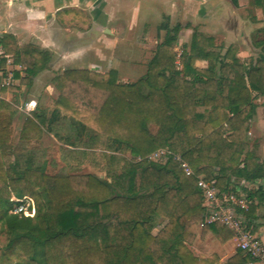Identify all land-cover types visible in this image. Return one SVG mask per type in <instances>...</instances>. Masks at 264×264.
<instances>
[{"label":"trees","instance_id":"obj_1","mask_svg":"<svg viewBox=\"0 0 264 264\" xmlns=\"http://www.w3.org/2000/svg\"><path fill=\"white\" fill-rule=\"evenodd\" d=\"M250 5L264 16V0ZM56 17L64 26L91 25L79 8ZM182 29L165 15L155 55L136 81H120L116 69H64L54 78L53 108L28 116L17 140L19 110L1 95L20 87L0 82V264L221 263L219 253L191 248L209 234L221 245L234 238L226 225L205 221L198 177L216 180L223 193L264 180V161L248 138L264 96V25L252 35L255 55L245 59L237 45H218L198 28L178 53ZM0 42L24 67L15 76L29 91L51 53L19 47L11 34ZM46 134L60 143L59 159L42 145ZM161 148L180 154L195 175H185L173 158L149 159ZM86 166L104 176L79 172ZM24 196L36 202L34 218L10 212L12 198ZM248 196L247 218L264 219V186ZM224 264L259 263L237 248Z\"/></svg>","mask_w":264,"mask_h":264},{"label":"rangeland","instance_id":"obj_2","mask_svg":"<svg viewBox=\"0 0 264 264\" xmlns=\"http://www.w3.org/2000/svg\"><path fill=\"white\" fill-rule=\"evenodd\" d=\"M118 1L119 0H113L114 6H117L115 7L116 12L119 14L118 16H114V13L111 14L113 20H111L108 25L110 27H123L131 21H128V17L125 15L126 12H124L125 10L118 7L120 5ZM135 2L137 3L136 11L139 13V17L133 22L135 28L132 32H124L122 30V34L118 33V37L121 36L119 40L115 41L112 46L108 44V46L101 49L108 57L107 59H75L70 65L59 66V71H54V78L59 72L63 71V68H86L92 65L100 69L101 72L116 69L118 79L122 82L136 81L145 74L148 62L155 55L157 45L161 41L160 35H158V27L165 20V15L171 17L172 26L177 23H182L183 25L176 45L178 53L181 52L184 44L190 43L194 28H198L205 35L213 36L218 45H223L225 47L231 44L237 45L239 56L245 59L248 57V50L250 48L253 49L251 40L254 31L258 27L264 25V16L262 12L260 10H254L250 5V0H238L239 5L237 6L234 5L232 0H135ZM102 3H104L103 0L97 1L99 5ZM254 15L260 17L257 22L252 20V16ZM187 25L190 26L188 27ZM161 36H164V32ZM91 55L93 56V54ZM198 64L201 66L207 65L204 61H199ZM10 69L13 70L14 66H11ZM54 88L56 92H59L55 82ZM23 91L22 94L24 95L25 90ZM19 92L20 91L15 93L19 94ZM34 94H36L35 89L29 91L26 96L27 98H32ZM4 96L8 97L10 95L5 93ZM262 100L263 99H261V101ZM13 104L20 105L21 99H19V101H13ZM42 105L43 107L48 105V100L43 98ZM19 112L14 120L16 123H14L15 125L13 124L15 140L18 139L20 128L25 119L29 116L25 113L20 114ZM255 134V132L253 134L248 133V138L251 142L254 141ZM59 144L60 143L55 140L52 141L48 137H43L42 145L51 150L53 157L57 159H59L60 155L58 152H54V150H58ZM79 172H94L100 176H104L103 173H99L89 166L84 167ZM235 185L234 190H229V192L241 196L245 194L248 195L249 190L255 189L259 183L244 184V186L237 183ZM262 211L263 208L259 210V213H262ZM182 223L186 225L187 221L182 219ZM261 223H264L263 219H261ZM255 225L258 226L259 223L255 222ZM160 227L161 223L158 224L155 232H157ZM262 240L264 241V238H262ZM3 241L4 236L0 230V245ZM228 244L227 248L221 247L213 236L210 237L208 235L205 239L197 238L194 244L191 245V248L197 254L202 251L210 253L217 252L222 257V261L219 264H224L237 250L234 239Z\"/></svg>","mask_w":264,"mask_h":264},{"label":"crops","instance_id":"obj_3","mask_svg":"<svg viewBox=\"0 0 264 264\" xmlns=\"http://www.w3.org/2000/svg\"><path fill=\"white\" fill-rule=\"evenodd\" d=\"M97 1L98 0H0L1 37L5 34H11L15 37L19 47L34 44L43 50L49 51L52 55V60L48 68L36 77L32 88L29 90L35 89L36 94H34L32 98H27L26 95H28L29 91L26 92V86L21 84L19 78H17L19 82L16 80L13 84L14 86L20 87L19 94L8 91L6 94L10 96L6 97L4 96L5 93H3L1 97L11 103L21 99V104L29 99H35L38 101L37 110L49 111L53 108L54 101L59 97V92H56L54 88V71H59V66L70 65L75 59H107L108 57L101 49L108 46V44L112 46L115 41L119 40L121 36L119 35L120 37H118V33L123 31L132 32L135 28L133 22L137 20L139 13L136 11L137 3L135 0H119L118 4L120 5L118 7L125 10L124 12H126L125 15L128 17V21H131L123 27H110L108 25L110 21L113 20L111 14L114 13V16H118L119 14L116 12L115 7L117 6H114L113 0H103L104 3L100 5L97 4ZM63 8H79L85 11L91 17V25H82L81 27L62 25L57 20L56 13ZM258 19H260V17H258ZM247 53L248 57L254 55V48H250ZM91 54H93V56ZM94 67L96 68V66L91 65L86 68L101 72L100 69H95ZM64 69L67 68H63V70ZM23 90H25L24 95L22 94ZM43 98L48 100V105L45 107L42 105ZM261 99L263 100L261 101ZM257 103L259 105L258 112L249 133H256L254 141L252 142V148L257 156L264 161V96H259ZM19 113L23 114L22 111ZM14 123L16 122L14 121ZM44 137H48L52 141H57L52 135L48 136L46 134ZM250 161H254V159ZM255 183H259L258 186H264L263 179L257 180ZM261 219L263 218L251 220L254 223H259L256 228V234L262 239L264 238V223H261ZM209 236L212 237L211 234H209ZM228 245L227 243L221 245V247L227 248Z\"/></svg>","mask_w":264,"mask_h":264},{"label":"built area","instance_id":"obj_4","mask_svg":"<svg viewBox=\"0 0 264 264\" xmlns=\"http://www.w3.org/2000/svg\"><path fill=\"white\" fill-rule=\"evenodd\" d=\"M11 66H14L13 70L10 69ZM17 71L24 74V67L15 63L13 56L5 52L0 42V82L4 85H13L17 80L15 76ZM15 106L19 111L30 116L37 110L38 102L35 99H29ZM170 158L174 159L185 175H195L189 162L168 148L158 149L149 155V159L160 162H167ZM198 186L205 196L204 205L207 210L205 221L208 223L220 222L226 225L234 234L233 239L237 248L246 251L257 263L264 264V241L253 231L254 224L244 213L249 210L252 199L247 194L238 196L232 192H221L216 185V180L209 181L198 177ZM12 200L15 203L10 211L12 214L31 218L36 216V202L32 197H13Z\"/></svg>","mask_w":264,"mask_h":264},{"label":"water","instance_id":"obj_5","mask_svg":"<svg viewBox=\"0 0 264 264\" xmlns=\"http://www.w3.org/2000/svg\"><path fill=\"white\" fill-rule=\"evenodd\" d=\"M108 32H110V31H108Z\"/></svg>","mask_w":264,"mask_h":264}]
</instances>
